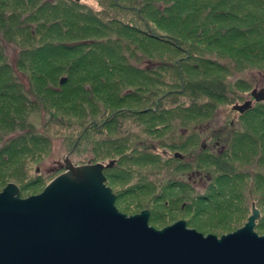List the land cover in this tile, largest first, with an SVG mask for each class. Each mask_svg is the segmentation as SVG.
Segmentation results:
<instances>
[{
	"label": "trees",
	"instance_id": "1",
	"mask_svg": "<svg viewBox=\"0 0 264 264\" xmlns=\"http://www.w3.org/2000/svg\"><path fill=\"white\" fill-rule=\"evenodd\" d=\"M98 1L102 7L99 12L82 4L81 0H0V169L16 164L13 159L18 153L30 157L36 148L32 145L46 141L44 134L37 132L35 120L39 115L44 114L53 125L64 124V119H57L53 114L51 109L54 105L45 104L46 99L50 101L56 97L54 101L59 102L68 98L66 93L72 91L71 96L81 95L85 99L88 95L91 101L98 98L97 104L105 105L106 109L108 106L118 107L114 113L108 109L113 115L101 125L93 121L97 129L109 127L112 138L105 140L106 154L99 152L92 160L96 161L102 155L121 156L111 169L121 171L124 161L134 159L131 153H126L132 147L131 140L128 137L117 138L124 123L122 118H147L149 128L160 127L156 130L159 136L166 127L163 101L168 96L182 95L187 101L180 102L176 108L185 105L186 113L192 109L196 116H213L219 104L230 105L237 96L229 77L255 67L256 70L264 69V0H217L218 9L202 4L204 0ZM140 24L145 29H141ZM157 25L163 29L166 26L178 35L168 37L169 42L184 43L181 39L186 38L195 39L200 44L199 48L196 46V63L191 66L188 76L184 77L186 61L184 65L172 64L171 71L176 82L169 83L170 87L164 84L165 78H162L169 66L163 64L164 70L154 71L160 65L159 60L166 57L152 48L155 46L152 42H164L160 33L156 32H159ZM146 40L155 41L149 43ZM4 42L13 44L18 50L15 66L9 61ZM190 47H193L192 44ZM141 65L147 67L142 68ZM16 71L22 72L28 86L20 81ZM120 74L128 77L127 81L117 79ZM62 78L67 79L65 84H61ZM235 83L244 88L242 90L251 87L241 80ZM163 86L173 87L174 90L159 96L158 87ZM129 87L136 89L132 91ZM142 92L161 98L155 102L154 98L148 97L146 103L152 104L139 111L126 106L130 101L145 105L146 93ZM40 94L47 98H41V101ZM67 98L65 102L72 105L73 100ZM175 101L177 103L178 100ZM106 111L103 110V113ZM250 114L256 121V112ZM18 132L20 134L16 136ZM113 133H116V138H113ZM13 135L15 137L7 139ZM193 139V136L189 140L183 139L178 143L181 144L178 149H183L187 141L190 143ZM244 145L248 148L241 153V159L253 162V145L248 142ZM168 147L172 148L173 144ZM147 155L141 154L135 160L142 158L153 162L146 158L155 157ZM171 161L174 160L168 162ZM175 161V165L183 162ZM205 161H211L219 168L220 175L231 177L235 172L232 169L231 173L225 162L222 164L208 158ZM155 162L158 163V160ZM198 169L204 170L201 165ZM249 177L248 174L246 180ZM241 180L245 191L248 189L246 180ZM184 187L185 184H182ZM205 197L201 199L207 202ZM252 199V204L257 201V207L258 203L264 207V199L254 195ZM177 202L180 203V199L176 198ZM188 202L184 201L182 207L191 209L192 205ZM261 211L262 219L264 212Z\"/></svg>",
	"mask_w": 264,
	"mask_h": 264
},
{
	"label": "rangeland",
	"instance_id": "2",
	"mask_svg": "<svg viewBox=\"0 0 264 264\" xmlns=\"http://www.w3.org/2000/svg\"><path fill=\"white\" fill-rule=\"evenodd\" d=\"M81 2L87 7H91L96 12L102 11V7L98 0H81ZM201 2L202 4H208L209 7L218 9L217 0H204ZM140 27L141 29H145L141 24ZM173 27L175 28L176 25ZM156 28L159 30V32H156L158 34L160 33L163 38H161V40H164V42L159 40H156V42H152L155 40H146V42L155 43V46L153 45L152 48L165 54L166 57L159 60L160 65L156 67L154 71L156 72V70L161 69L163 64L168 65L170 69L163 74L162 78H165L163 80L164 84L170 87L169 83L175 84L176 82L172 74L173 71H171V68L174 67L172 64L178 63L184 65L186 61L187 63H185V65L187 67L184 69V77L188 76L191 66L196 63L194 60L195 54H198L196 46L199 48L200 44L197 43L195 39L191 40L186 38L181 39L184 43L178 42L176 44L171 41L169 42L167 41L168 37L171 38L178 35L172 31L170 32V30L166 29V26L163 29L157 25ZM191 44L193 47H190ZM4 47L9 61L15 66L18 55L17 48L13 44L5 42ZM261 62L263 63V60H261ZM134 64L136 65V63ZM141 67L145 68L147 66L141 65ZM162 70L164 69L162 68ZM16 73L20 81L28 86V81L26 77L23 76L22 72L16 71ZM121 78L127 81L128 77L120 74L117 79ZM229 80L232 83L233 92H235L237 96L232 102L233 104H219V108L213 113V116H196L192 109H188L186 113V111H184L185 105L176 108L180 102L187 101L180 94L171 97L168 96V98L166 97L167 99L163 101V108L166 109L163 117L166 121L164 124L166 127L162 129L159 136L156 130L160 127L149 128L146 121L147 118H122V122L124 123L117 138L123 137L125 139L128 137L131 140L130 144H132V147L126 153H131V157L133 156L134 159L124 161V166L121 171L118 169L111 170L115 166L114 165L110 170L107 169L104 172L108 182H106V184L112 188L113 192L117 195L116 207L120 212L132 216L144 210H148L150 212V226L160 230L173 225L179 220H184L187 222L188 228L195 229L205 236L212 234L221 237L237 231L247 223L249 217L252 215V196L254 195L260 200L264 199V186L261 188L262 190L257 193L255 190L256 184L254 178H252L255 161H246L239 156L236 158V151L234 150L235 145L229 146V149H233V157L229 161L226 159L225 162L228 165L227 169H229L231 173L232 169L235 172L231 177L226 176L223 178V176L220 175V169L212 164L211 161H205V157H200L197 162L196 159L192 161L190 157V151L192 149L200 150L201 143L206 140V136L202 135V130L206 129L204 126L205 121L213 117L210 121H215L216 123L222 122L227 119V115L228 120L234 121L237 113L232 110L233 106L236 104L240 105L245 99L250 98L251 90L256 87V83L261 82L264 84V69L256 70L255 67L248 71H241L229 77ZM240 80L249 84L251 86L250 89L242 90L244 88H241L235 83ZM125 83L127 84V82ZM129 88L132 89V91L136 89L134 87ZM161 88L158 87L159 91L157 90L159 96L174 90L173 87L168 88L163 86ZM145 93V103L148 101V97H151V99L154 98L155 102L161 98L158 95L154 97V95L150 94L151 96H149L147 92ZM145 93L143 94L145 95ZM71 94L72 91L66 93L68 98L73 100L72 105L65 102L67 97L59 102L54 101L57 99L56 97L50 99V101L47 99L45 100V104L54 105L53 109H51L53 114H55L57 119H64V124L59 122V124L53 125L48 122V117L45 119L44 114L43 116L42 114L38 116V119L35 120L37 132L44 134L46 141L39 142L37 145L33 144L32 147L35 148L36 146V148L34 154L30 155V157H27V154L20 155L18 153L15 155V159H13L16 164L10 167L4 166L0 169V192L9 183H15L20 187L22 198L40 194L53 179L66 171V157H69V160L75 165L96 163L108 164L111 161H115L116 164V160L121 156L118 157L115 155L117 157L115 158L114 156L109 157L102 155V157H97L96 161L92 160L99 155V152L103 151L104 154L107 151V146L104 145L105 140L112 138L109 127H106V129H104L105 127L97 129L93 121L101 125L102 121L107 120L113 115L109 113L108 109H111L114 113L118 107L114 106L110 108L108 106L106 109L104 107L105 105L101 103L97 104L99 102L98 98H94L91 101L88 100V98H91L88 95L85 96V99H87L85 100L81 95L71 96ZM40 96L41 101V98H47L44 94H40ZM175 100H178L177 103ZM151 104L152 102L142 105L137 101H130V104L126 106L139 111L147 108V106ZM103 110H107L106 113H103ZM258 110L259 116L256 126L254 122H252L253 124L251 125L250 121L246 120L247 128L249 126L246 130L250 132L256 133V131L264 129V122L262 118H260L263 113L261 109L258 108ZM219 126L220 125L214 124L212 128H218ZM146 128L149 129L146 130ZM128 130L131 131L128 132ZM185 130L192 133L196 131L193 134L194 139L190 143H187L181 150L177 148L170 149L168 147L170 143L174 144L183 141V138H185L184 134L186 133ZM171 131L173 132L172 134H174L172 136L175 137L172 141L167 139L171 135ZM19 134L18 132L15 135L17 136ZM115 134L113 138H116ZM15 135L9 136L7 139L15 137ZM250 138L254 137L250 136ZM134 150H136L134 152L135 154L132 153ZM177 151L181 152L184 158V162H179V164H177L178 166L175 165L176 161L173 158ZM141 154H148L147 156L151 155L155 158L144 157L146 159H152L153 162H148L142 158L140 160H135L139 158L138 156H141ZM169 159L174 161L169 163ZM157 160L158 163L155 162ZM189 163H194L192 166L196 169L201 165L202 168L212 172L211 175L214 179H218V177L223 178V182L217 180L216 188L210 192L207 190L198 191L193 187L191 188L186 183L189 176L192 174V170L189 171L190 166H187ZM193 170L196 171L195 169ZM248 174L250 177L249 180H246ZM241 178L246 180L245 186H248V189L245 191V187H242L243 182ZM226 179L228 180L226 181ZM182 184H185L184 188H182ZM244 193L246 195H244ZM203 196H209L208 199L206 198L207 202L201 199ZM176 198L180 199V203H175ZM186 200L187 202L190 200L188 203L192 205L191 209L182 207V204H184L183 202ZM258 204V209L260 211L262 209L264 212L263 205L261 204L260 206V203ZM258 221L259 224H257L255 230L260 236H264V217L262 219L260 217Z\"/></svg>",
	"mask_w": 264,
	"mask_h": 264
},
{
	"label": "water",
	"instance_id": "3",
	"mask_svg": "<svg viewBox=\"0 0 264 264\" xmlns=\"http://www.w3.org/2000/svg\"><path fill=\"white\" fill-rule=\"evenodd\" d=\"M114 165H75L66 157V171L28 198L8 184L0 192V264H264L255 205L243 227L221 237L184 220L156 229L148 210L128 216L117 209L104 174Z\"/></svg>",
	"mask_w": 264,
	"mask_h": 264
},
{
	"label": "flooded vegetation",
	"instance_id": "4",
	"mask_svg": "<svg viewBox=\"0 0 264 264\" xmlns=\"http://www.w3.org/2000/svg\"><path fill=\"white\" fill-rule=\"evenodd\" d=\"M246 102H250L251 105L249 106L248 110L241 113L238 111H233L237 113L236 119L234 121L227 119L222 122H215V121H207L204 123V126L206 129L202 130V135L206 136L205 142L201 143L200 150L192 149L190 151V157L192 161L195 159H199L200 157H205L210 160H218L223 162L227 160H230L233 157L232 150L229 149V146L231 143L235 144L234 150L236 151V158L237 156L241 157V153L244 149H247L248 147L245 146V143H250L253 145V154L254 155V161L255 164L253 166L252 176L254 177V181L256 184V192H260L262 187L264 186V129H261L260 131L250 132L246 129V120L250 121V124L252 125L254 122L256 126L257 118L259 116V109L262 111V121L264 122V84L259 82L256 83V87H254L251 90L250 98L245 99L240 105L245 104ZM239 105V104H237ZM252 112H256V121H253V116L250 114ZM217 124L220 125L218 128H212V125ZM236 125V126H235ZM249 125V124H248ZM185 134L183 139L189 140L192 138L194 132H190L188 130H185ZM173 132L171 131V135L167 138L168 140L172 141L175 137L172 136ZM169 134V133H168ZM247 135L253 136L254 138H250V136L247 137ZM209 136V137H208ZM189 143V141H187ZM169 145H172L171 143ZM178 143L173 144V149H178ZM170 148V147H169ZM170 148V149H172ZM195 150V151H194ZM202 151V152H201ZM229 151V152H228ZM180 154L181 156H178ZM174 159L182 160L183 161V155L181 152L177 151L174 154ZM171 158V159H173ZM169 159V160H171ZM184 162V161H183ZM220 163V164H221ZM226 163V162H225ZM194 164V163H192ZM191 163H189L191 175L188 178V181L186 183L192 188L196 190H207L212 191L216 188V181H222L223 178H225L227 175H221L223 178H213L210 171L199 170L198 168H194ZM195 169L196 171H194ZM256 169V170H254ZM223 182V181H222ZM10 184V183H9ZM188 187V186H187ZM189 188V187H188ZM189 188V189H191ZM21 191V190H20ZM205 198H209V196H206ZM255 205L257 207V202H253L252 206ZM261 212V211H260ZM262 215V214H261ZM258 224V221L256 223V226Z\"/></svg>",
	"mask_w": 264,
	"mask_h": 264
}]
</instances>
